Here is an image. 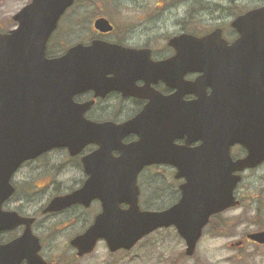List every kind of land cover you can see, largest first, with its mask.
Returning <instances> with one entry per match:
<instances>
[{"label":"water","instance_id":"water-1","mask_svg":"<svg viewBox=\"0 0 264 264\" xmlns=\"http://www.w3.org/2000/svg\"><path fill=\"white\" fill-rule=\"evenodd\" d=\"M73 2L31 0L14 14L18 25L0 31V230L26 225L23 234L0 244V264H21L24 260L26 264H48L40 254V239L32 230L34 218L2 209L5 199L15 191L11 182L14 172L25 160L53 147H68L76 154L89 143L99 147L83 157L87 180L79 189L54 197L46 209L56 211L74 203L89 205L96 198L101 200L102 211L94 222L71 239L77 254L92 252L101 239L112 252L129 250L153 231L174 225L186 242L185 253L193 255L211 216L240 204L234 190L242 179L241 171L264 160L262 134L250 137L244 122H220L217 118L204 120L200 129L191 116L195 106L188 107L186 126L189 142L202 139L197 147L174 143L184 135L180 108L150 103L119 124L86 119L87 105L75 103V93L100 85L106 91L122 89L125 94H136L133 73H163L164 65L153 68L140 60V50L102 40L77 43L60 56L48 57V40ZM95 24L103 30L112 27L103 17ZM233 25L239 37L230 46L217 32L200 40L184 33L172 44L178 54L195 52L196 46L202 45L204 61L223 60L211 55L217 52H244L250 38L264 36V6L239 15ZM258 43L251 41L252 46ZM107 73L113 76L106 78ZM190 131L197 134L191 136ZM132 133L139 138L124 142ZM236 141L246 144L249 151L234 159L229 147ZM152 164L173 165L175 177L185 179L179 186L180 199L161 210L142 209L139 202L138 176ZM247 236L264 244V229Z\"/></svg>","mask_w":264,"mask_h":264},{"label":"flooded vegetation","instance_id":"flooded-vegetation-1","mask_svg":"<svg viewBox=\"0 0 264 264\" xmlns=\"http://www.w3.org/2000/svg\"><path fill=\"white\" fill-rule=\"evenodd\" d=\"M140 1L146 0H123V3L114 4L110 12L104 11V6L101 8L99 5L98 10L86 21L87 18L84 17L89 12L88 8L91 4H77L75 0L61 16L57 28L49 39L50 43L55 38L54 35L59 32L62 20L67 16L69 24L66 25V32L84 35L76 37L73 44H91L94 40H102L140 50V60L148 61L153 68L164 65L163 73L150 70L133 73L136 94H125L122 89L106 91L100 85L90 86L75 93L73 101L87 105L85 118L96 123L112 121L119 124L136 116L150 103L161 108H180L184 135L176 138L174 143L197 147L202 144V139L196 138L189 142L186 126L188 107L195 106L196 109L191 116L200 129L204 120L210 122L216 118L220 122H244L245 133L247 135L249 133L250 137L261 133L264 144V36L250 38L244 52L224 51L211 54L223 60L204 61L202 45L196 46L195 52L191 50L178 54L172 44L174 38L184 33L192 34L200 40L208 34L217 32L222 42L230 46L239 37L233 21L241 14L263 7L264 0L243 5L236 4V0L206 4L203 0H157L154 4H141ZM179 1L185 4L192 3L188 5L180 21H175L172 25L170 20L161 21L156 18L158 14L153 11H162L164 10L162 7L166 5L170 8ZM101 17L109 20L111 29L103 30L96 26V20ZM205 19L208 21L207 26H204ZM170 23L171 26L167 28L166 24ZM252 40L261 43L252 46ZM52 52H48L47 56L63 54V52ZM206 67L212 69L206 71ZM112 76V73L106 74V78ZM126 105L132 109V112L125 116ZM222 107L228 108L223 111ZM195 134L190 131L191 136ZM138 138L137 134L132 133L124 138V142L128 143ZM98 147L96 143H89L76 154H72L68 147H53L25 160L11 178L15 192L5 199L2 209L16 211L22 216L34 217L33 231L40 238L41 254L49 264L51 261L44 255L43 238L36 230V225L40 224L39 218L62 216L59 224L64 226L71 224L72 221L80 223L81 228L75 234L77 235L86 230L102 210L99 199L92 200L89 205L79 202L61 210H46L54 197L71 193L83 186L88 178L83 157ZM58 149L64 151H54ZM118 151L114 150V154L118 155ZM229 151L236 159L245 156L249 148L243 142L236 141L230 145ZM232 151H245V153L235 157ZM151 168H168L176 171L175 167L168 164H152L144 170ZM46 191L45 200L38 210L29 212L28 204L32 205L30 201ZM179 194H181L180 190ZM25 227V223H22L14 228L0 230V244H7L21 235ZM75 253L77 255V252ZM21 264H26V260Z\"/></svg>","mask_w":264,"mask_h":264},{"label":"rangeland","instance_id":"rangeland-1","mask_svg":"<svg viewBox=\"0 0 264 264\" xmlns=\"http://www.w3.org/2000/svg\"><path fill=\"white\" fill-rule=\"evenodd\" d=\"M31 0H2L0 2V30L7 31L17 25L13 15ZM126 1V0H125ZM157 0L140 1L141 4H154ZM177 1V0H172ZM229 0H203V3H228ZM256 0H236V4L255 3ZM91 4L89 12L84 18L89 20L90 15L101 5L103 10L110 12L114 4L123 3V0H77V4ZM192 3L183 1L176 5L162 7V11H153L158 14L157 19L164 21H180ZM195 6H193L194 8ZM191 9V7H190ZM130 12V11H125ZM208 25V21L205 19ZM69 18L61 22L59 32L49 43V52L61 53L76 41V37L83 34H68L66 32ZM67 25V26H66ZM79 25V24H78ZM77 25V26H78ZM167 28L171 26L166 24ZM125 116L132 112L126 105ZM54 151H64L58 149ZM245 151H232L237 157ZM143 173V174H142ZM139 177L141 189L140 204L143 209L160 210L174 203L179 197L178 181L174 178V170L151 168L144 170ZM243 179L236 188V194L241 198V204L212 218L204 229L196 252L189 256L185 254L186 242L178 234L175 227L161 228L143 238L131 250L111 252L105 241H100L96 249L84 257H78L70 240L81 228L80 223L72 221L64 226L59 224L62 216L40 217L36 225L37 234L43 238L44 255L51 264H264V245L247 239V234L264 228V162L256 168L245 170ZM48 190V188H47ZM46 192L38 194L28 204L29 212L38 210L45 200ZM15 234V233H14ZM244 239L241 245L236 243Z\"/></svg>","mask_w":264,"mask_h":264}]
</instances>
